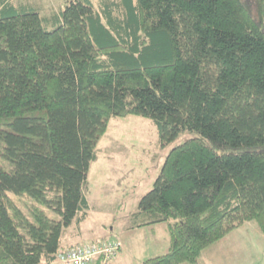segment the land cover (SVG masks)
Instances as JSON below:
<instances>
[{
    "label": "trees",
    "instance_id": "16d2710c",
    "mask_svg": "<svg viewBox=\"0 0 264 264\" xmlns=\"http://www.w3.org/2000/svg\"><path fill=\"white\" fill-rule=\"evenodd\" d=\"M98 1L42 15L0 0V264H61L97 144L125 115L163 146L198 134L132 214L170 232L146 264H199L245 221L264 233V0Z\"/></svg>",
    "mask_w": 264,
    "mask_h": 264
},
{
    "label": "rangeland",
    "instance_id": "374dc122",
    "mask_svg": "<svg viewBox=\"0 0 264 264\" xmlns=\"http://www.w3.org/2000/svg\"><path fill=\"white\" fill-rule=\"evenodd\" d=\"M23 1L49 15L68 0ZM196 135L184 131L163 146L151 118L111 117L97 144L84 188L88 216L80 223L74 221L64 231L63 244L119 239L123 248L114 264H146L148 258L167 251L170 232L166 223L154 229L152 225L131 228L132 214L141 197L154 186L170 149ZM199 264H264V233L254 222L245 221L208 248Z\"/></svg>",
    "mask_w": 264,
    "mask_h": 264
},
{
    "label": "built area",
    "instance_id": "2783aa9c",
    "mask_svg": "<svg viewBox=\"0 0 264 264\" xmlns=\"http://www.w3.org/2000/svg\"><path fill=\"white\" fill-rule=\"evenodd\" d=\"M123 242L119 239H102L100 241H83L76 245L64 247L58 251L61 264H112L119 254Z\"/></svg>",
    "mask_w": 264,
    "mask_h": 264
},
{
    "label": "crops",
    "instance_id": "0c3cea01",
    "mask_svg": "<svg viewBox=\"0 0 264 264\" xmlns=\"http://www.w3.org/2000/svg\"><path fill=\"white\" fill-rule=\"evenodd\" d=\"M13 1H14L15 4H18V3H21V2L26 3V2H24L23 0H22V1H19V2L15 1V0H13ZM28 3L31 4V5H33V6H35V5L32 4L31 2H28ZM35 7H37V6H35ZM39 10H40V12H41V9H39ZM41 14H42V13H41ZM42 15H43V14H42ZM136 211H138V209H137ZM136 211H135V212H136ZM163 223H164V222H161V223H154V224H151V225H152V227H153V229H154L155 225H163ZM131 224H133V223H131ZM132 227H133V228H136V227H138V226H136V225H131V228H132ZM139 227H140V226H139ZM64 243H65V242H64ZM71 243L73 244L74 242H73V241H70L69 244H66V245L64 244V246H69V245H71ZM122 248H123V247H122ZM118 255H119V254H118ZM118 259H119V258L117 257V258H116V261H118ZM116 261H115V262H116ZM115 262H114V263H115ZM114 263H113V264H114Z\"/></svg>",
    "mask_w": 264,
    "mask_h": 264
}]
</instances>
